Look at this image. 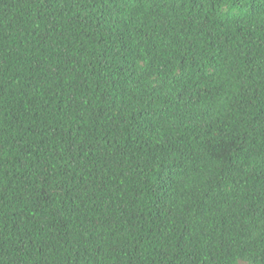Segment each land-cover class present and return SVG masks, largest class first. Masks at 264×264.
<instances>
[{"label":"trees","instance_id":"obj_1","mask_svg":"<svg viewBox=\"0 0 264 264\" xmlns=\"http://www.w3.org/2000/svg\"><path fill=\"white\" fill-rule=\"evenodd\" d=\"M264 0H0V264H264Z\"/></svg>","mask_w":264,"mask_h":264},{"label":"snow or ice","instance_id":"obj_2","mask_svg":"<svg viewBox=\"0 0 264 264\" xmlns=\"http://www.w3.org/2000/svg\"><path fill=\"white\" fill-rule=\"evenodd\" d=\"M261 15H264V10H262Z\"/></svg>","mask_w":264,"mask_h":264}]
</instances>
